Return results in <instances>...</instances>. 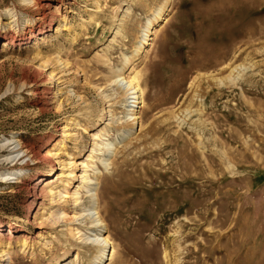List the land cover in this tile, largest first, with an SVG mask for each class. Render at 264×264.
I'll return each mask as SVG.
<instances>
[{
  "label": "rangeland",
  "instance_id": "rangeland-1",
  "mask_svg": "<svg viewBox=\"0 0 264 264\" xmlns=\"http://www.w3.org/2000/svg\"><path fill=\"white\" fill-rule=\"evenodd\" d=\"M51 5L53 26L46 34L21 46L0 39V140L14 138L33 150L50 138L48 150L62 141L66 120L78 119L81 126L68 128L77 137L67 140L70 156L54 157L57 164L73 165L74 192L80 168L73 163L91 151L94 131L105 126L112 110L108 139L130 136L107 171L99 165L108 210L105 236L117 252L111 264H264V0ZM165 5L163 20L150 33L149 52L129 67L139 70L146 99L134 125L124 92L113 81ZM9 12L19 21L26 14L38 17L21 0H0V35L14 21ZM101 48L106 51L97 54ZM39 51L52 66H39ZM53 69V81L40 75ZM22 160L1 163L0 172L25 168L38 178L56 173L38 160ZM28 198L23 180L0 181V227L5 235L9 227L18 230L10 264H56L67 253L75 255L79 242L70 237V226L84 224L83 233L95 236L86 217L92 200L84 195L79 221L61 227L62 244L34 256L23 253L24 237L39 247L43 240L37 236L46 232L33 223L39 205L28 217ZM68 202L61 209L73 216ZM82 250V263L93 264L95 248Z\"/></svg>",
  "mask_w": 264,
  "mask_h": 264
},
{
  "label": "bare ground",
  "instance_id": "bare-ground-1",
  "mask_svg": "<svg viewBox=\"0 0 264 264\" xmlns=\"http://www.w3.org/2000/svg\"><path fill=\"white\" fill-rule=\"evenodd\" d=\"M51 1L52 0H21L22 4L25 6L34 8L38 12V17L31 18L26 14L22 15V19L19 21V19L16 18L17 14L9 12L11 17L14 18V21L10 22L4 27V32H2L3 35H0V39H4L5 44L21 46L27 44L30 40L37 37L38 35L46 34L47 28L51 29L53 26V21L51 20L52 16L49 12H47V10L52 6ZM165 8L166 5L162 6V8H160L159 11L155 13L153 20L148 22L146 31L143 33L140 39L141 41L136 47L134 54L130 58L126 59L124 68L117 72L113 81V83L121 88L124 92L123 106L125 105L129 120L134 125L137 124L139 119V110L146 106V99L145 89L141 83L139 70L135 67H129L132 61H134L140 54L149 52L147 47L152 45L149 42L152 40L150 39V33L153 30L155 23L163 20L162 16L165 14ZM129 10L130 9L125 10L126 12L124 15L129 14ZM166 19L167 18H165V20ZM64 27L67 26L65 25ZM121 27L122 25H120L119 30ZM67 29L70 30L71 27H67ZM104 51H106V49L101 48L97 54H101ZM37 56L40 58L39 66L41 68H48L52 66L53 62L44 57L40 51L37 53ZM128 70H130V73L127 77H125L124 75ZM54 72L55 69L47 74L40 71V75L49 81H53L55 78ZM215 79L214 81L219 80ZM221 82L223 81L221 80ZM45 106L46 103H43L42 108ZM107 114L110 117V120L105 124L104 127H100L94 131L93 148L84 157L86 159L84 160L83 158V160L73 163L74 166L80 168V173L78 176L79 182L76 187H73V189H75L74 192H70L69 190L72 185L71 179L75 174L71 167L73 165L69 163L70 161H62L60 164H57L54 160V157L61 154L70 156L67 147V140L69 139L71 141H76L77 137L75 133H70L68 128L72 126H81V122L78 119L68 118L66 120L62 141L55 144L53 148L48 150L46 149L48 147V142L51 141L50 138L44 142H41L33 150L25 148L26 146L24 147L20 140L14 138L11 140H0V153L2 151L8 152L6 155H0V164L4 162L14 164L17 160L19 161L22 159V162H25L27 159V163L33 162V164H35L38 163L36 161L38 160L50 166L53 171H56V173L48 178H38L34 176L29 171V169L27 170L25 168L0 172L1 182H8L11 180H16L19 182L23 180L25 182V188L29 196L27 200V205L29 206L28 217L31 216V211L37 205H39V209L37 212H35L33 223L36 222L40 227H43V229L46 230V232L42 234L41 237H39V235L37 236V238L42 239L43 242L39 243L38 247V245L36 246L35 244L28 243V238L24 237L22 242L23 253H28L29 255L34 256L40 248H57V246L62 244L63 241H65L64 239L66 234L64 233L65 231H63V229L61 230V227H65L67 221H70L72 225L79 221L77 208L81 206L83 199L82 197L85 195L92 200V206L86 211V217L92 224L95 236L88 237L83 233L81 228L84 224L81 227L75 226L72 228V226H70V237H72L77 243L79 242V246L77 248L78 252L72 256H70V253H67L66 258L61 262H57L56 264H83L82 258L84 257L82 256L85 251L82 249L89 251L92 248H95L97 254L93 264H111L115 258L117 253L115 246L111 242L109 236H105L109 228L106 222L108 210L105 202L106 198L104 190L99 189L101 183L100 180L103 178V172L99 165H101L105 171L108 170V168L111 166L112 158L115 155L118 145L123 142L126 136H130V132L126 133V135H118L115 141H110L108 137L110 135L111 129H113L111 128L113 127L111 121L113 120L114 116L112 110H109ZM102 149H104L105 152L99 153L98 151ZM57 167L59 169H57ZM68 199H70V202L74 206V209L72 210L73 216L69 215L66 210L61 209L63 204L69 203ZM46 202L48 205H45ZM13 231L17 232L18 230L17 228L13 227ZM13 231L12 228L9 227V233L7 234L9 235V238H6L7 235H5L3 227H0V264H10L9 262L11 260L12 240L15 233ZM7 240H9V243H7ZM85 255L87 254L85 253Z\"/></svg>",
  "mask_w": 264,
  "mask_h": 264
}]
</instances>
